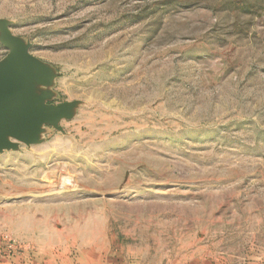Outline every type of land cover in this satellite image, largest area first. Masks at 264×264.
Instances as JSON below:
<instances>
[{"label":"rangeland","instance_id":"obj_1","mask_svg":"<svg viewBox=\"0 0 264 264\" xmlns=\"http://www.w3.org/2000/svg\"><path fill=\"white\" fill-rule=\"evenodd\" d=\"M77 101L0 152V264H264V0H0ZM0 43V59L6 54Z\"/></svg>","mask_w":264,"mask_h":264},{"label":"water","instance_id":"obj_2","mask_svg":"<svg viewBox=\"0 0 264 264\" xmlns=\"http://www.w3.org/2000/svg\"><path fill=\"white\" fill-rule=\"evenodd\" d=\"M0 152L41 141L44 125L62 131L60 120L73 116L77 101L48 102L54 69L29 51L30 43L11 32V21L0 18Z\"/></svg>","mask_w":264,"mask_h":264}]
</instances>
